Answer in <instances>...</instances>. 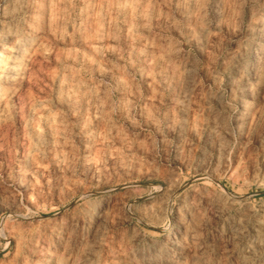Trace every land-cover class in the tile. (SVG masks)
<instances>
[{
  "label": "rangeland",
  "instance_id": "1",
  "mask_svg": "<svg viewBox=\"0 0 264 264\" xmlns=\"http://www.w3.org/2000/svg\"><path fill=\"white\" fill-rule=\"evenodd\" d=\"M3 51L0 264H264V0H0Z\"/></svg>",
  "mask_w": 264,
  "mask_h": 264
},
{
  "label": "bare ground",
  "instance_id": "2",
  "mask_svg": "<svg viewBox=\"0 0 264 264\" xmlns=\"http://www.w3.org/2000/svg\"><path fill=\"white\" fill-rule=\"evenodd\" d=\"M3 55H4V51H3V53H1V55H0V59H2V57H3ZM5 85V84H4ZM7 86H2L0 89H5ZM174 249V248H173Z\"/></svg>",
  "mask_w": 264,
  "mask_h": 264
}]
</instances>
